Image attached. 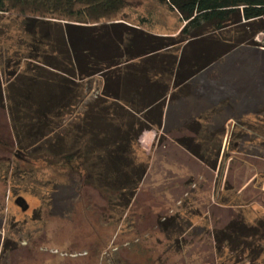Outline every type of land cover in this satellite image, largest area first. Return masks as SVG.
I'll return each mask as SVG.
<instances>
[{
    "label": "rangeland",
    "instance_id": "rangeland-1",
    "mask_svg": "<svg viewBox=\"0 0 264 264\" xmlns=\"http://www.w3.org/2000/svg\"><path fill=\"white\" fill-rule=\"evenodd\" d=\"M136 1L133 6L139 13L149 10L156 13L162 33L177 32L181 27L180 16L169 11L161 0ZM126 15L129 22L137 23L135 15ZM55 24H48L49 31L58 29L59 26ZM22 28L21 17L0 14V77L4 87L0 105V264H264V114L244 118L233 131L230 129L227 132L231 141L228 140L229 148L225 147L224 156H232V160L228 165L221 166L227 172L222 180L225 192L219 193V196L215 194L214 198L226 217L235 216L231 221L241 219L246 226L259 229L256 235L246 238L254 245L228 241L229 244L223 243V248H219V243H216L210 254L202 245H181L180 239L173 235L169 239L161 226L157 229L152 226L137 229L135 235L132 231L136 229H123L128 222H138L132 214L135 208L127 211L129 194L126 192V196H121V190L113 184L114 178L125 176L124 168L120 174L121 171L116 172L110 167L111 161L100 160L99 170L108 176L100 178L97 171L99 166L95 165L96 157L85 162L86 159L81 160L80 154H75L79 153L78 150L74 154L73 150L69 155L63 142L58 152L48 150L47 143H42L41 150L30 146L26 136L30 129L26 130L27 119L24 115L31 112L34 115L43 107V103L39 104L33 95L37 91L36 86L43 88L42 83L49 80L46 71L52 67L46 62L50 58L47 57L50 53L46 33L37 26L34 29L29 26L26 31ZM32 32L36 43H39L35 44L37 47L29 45L31 40L28 37ZM58 32L63 33L60 29ZM58 32L50 34L55 36ZM257 40L264 43L263 31L258 34ZM258 75L262 76L260 73ZM74 80L79 84L76 93H84L85 101L82 104L76 101V106H79L77 110L73 107V113L64 116L61 130L65 132L76 129V114L84 110L82 107L86 102L95 101V96L102 92L104 86L100 74L84 81L76 76ZM14 109L20 111L16 112L17 115H23L15 118L17 125L21 127L22 124L25 129L14 128L15 120L11 116ZM19 132L22 139L18 136ZM209 134L213 143L222 145L225 134ZM194 136L201 137L198 133ZM68 139V146L76 145L73 135ZM145 144V140H140L134 147V155L136 164L148 165L144 176L147 174L151 177L162 170L154 166L152 153L147 152ZM53 148L58 149L59 143L52 144ZM215 155L210 157L209 163L213 169L217 168L212 163ZM173 171L176 174L186 173L180 167H175ZM245 178L250 180L249 185L257 187L258 195L255 197L252 189L238 191L239 194L233 192L234 184H239L237 181ZM244 194L247 196L238 197ZM146 202L151 207L164 205L157 209L163 212L158 218L150 214L153 219L159 220L157 222L171 224L189 221L192 205L183 196L170 204V198L150 195L149 191ZM212 216L211 213L210 219L214 221ZM205 218L201 222L207 221ZM142 219L148 218L143 215ZM211 227L214 237L218 235L226 239L228 229ZM186 236L181 237L185 242ZM188 248L195 251V256L184 253L186 257L183 258L181 254ZM144 250L155 257H148ZM207 256L214 263L208 261Z\"/></svg>",
    "mask_w": 264,
    "mask_h": 264
},
{
    "label": "trees",
    "instance_id": "trees-1",
    "mask_svg": "<svg viewBox=\"0 0 264 264\" xmlns=\"http://www.w3.org/2000/svg\"><path fill=\"white\" fill-rule=\"evenodd\" d=\"M134 1L0 0V14L21 17L23 31L37 26L49 39V80L42 83L43 88L36 86L33 95L43 107L34 115H24L26 130L30 129L26 134L30 146L41 150L42 143H47L48 150L58 152L63 142L69 155L78 150L75 154H80L85 162L96 157L100 178L108 177L99 170L100 160L111 161L110 167L116 172L124 168L125 176L114 178L113 184L121 190V196L128 192L126 207L148 167L136 164L134 147L149 130L157 132L160 143L165 141V135L160 133L165 108L175 100L177 91L241 46L264 47L257 40L258 34L264 32V0H161L169 11L180 16L178 31L166 34L159 32L162 30L156 13H139ZM127 13L135 15L137 23L129 22ZM51 23H56L63 33L56 28L49 31ZM57 32L55 36L50 34ZM28 38L30 46L39 45L33 32ZM97 74L103 77L102 92L95 101L83 105L85 114L84 110L76 114V129L61 130L64 116L79 107L76 101H85L84 93H76L79 84L74 79L79 76L84 81ZM16 112L20 111L14 109L11 115L14 128H24L17 125L16 119L23 115ZM198 119H193L188 127L202 136L196 132L202 125ZM70 135L76 141L73 147L67 145ZM175 141L208 165L210 157L220 152L213 143L202 146L193 135L179 136ZM55 143H59V148L51 149ZM212 163L215 167L216 162ZM226 229L227 241L244 245H254L246 238L259 230L246 226L241 219L231 221ZM221 245L220 242L219 248H223Z\"/></svg>",
    "mask_w": 264,
    "mask_h": 264
},
{
    "label": "crops",
    "instance_id": "crops-1",
    "mask_svg": "<svg viewBox=\"0 0 264 264\" xmlns=\"http://www.w3.org/2000/svg\"><path fill=\"white\" fill-rule=\"evenodd\" d=\"M211 67H213L211 70H208L209 67L205 69L208 70L207 72L203 71L192 78L189 85L181 89L175 100L167 103L163 129L160 132L166 137L163 143L159 142L157 132L154 130L145 131L141 136L140 140H145L147 152L152 153L154 166L162 171L153 173L151 177H148L147 174L144 176L134 197L127 205L129 212L131 208H135L132 214L138 219V222L135 223L136 226L128 222L123 227L124 230L128 228V231L136 229L132 231L136 235V232L138 233V230L143 227L152 226L157 229L156 227L161 226L166 230L167 236L161 235L169 236V239L173 235L180 239L181 245H202L210 254H212V247L215 248L216 243H228L225 238L221 239L218 235L214 237L211 225L215 229H225L231 220L235 219V216L226 217L214 199L215 194L219 196L218 194L225 192L226 188L222 180L226 178L227 172L221 166L228 165L232 160V156L228 158L224 156L225 147L229 148L228 140L231 141V138L226 134L230 129L233 131L242 119L264 114V47L241 46ZM259 73L262 74L261 77H259ZM1 81L0 77V102L3 100L4 92ZM201 116H207V118L198 119ZM193 119H198L202 124L196 132L199 131L203 134L197 140L202 141L200 143L204 147L213 143V139L209 138V133L220 132L222 135V130L225 129L224 137L220 135L223 137L222 145L217 142L213 143L215 149L221 148L218 156L213 154L216 158L212 162H216V169L209 167L207 163L175 141V138L179 136L195 135L194 129L188 127ZM175 167H180L183 171L186 170V173L176 174L173 171ZM237 182L240 183H235L234 189H232L236 194L252 189L254 197L258 195L257 187L249 185L250 180L245 178ZM149 191L150 195L170 198V204H174V201L182 196L190 200L192 210L188 216L189 221L187 223L172 222L171 224L157 222L159 220L153 219L150 214L152 213L154 217L158 218L163 212L157 209L164 205L161 207L153 204L154 206L151 207L146 202V195ZM243 196L247 195L238 197ZM211 206L214 208L211 209ZM211 213L214 221L210 219ZM235 213L238 214L236 211ZM143 215H146L148 219H142ZM202 218L207 221L201 222ZM192 230L193 233L190 234ZM183 236H186L188 241L182 240ZM144 251L148 257L153 255V253L150 255L148 250ZM184 253L192 257L195 256V251L192 248H188L181 254L183 258L186 257ZM175 255L174 253L173 256ZM154 257L153 255L151 258ZM207 260L213 262L208 256Z\"/></svg>",
    "mask_w": 264,
    "mask_h": 264
}]
</instances>
